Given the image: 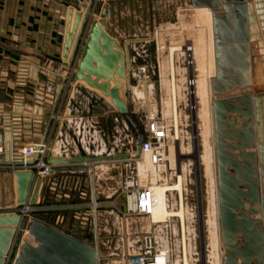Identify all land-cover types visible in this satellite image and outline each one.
Listing matches in <instances>:
<instances>
[{"label":"water","instance_id":"1","mask_svg":"<svg viewBox=\"0 0 264 264\" xmlns=\"http://www.w3.org/2000/svg\"><path fill=\"white\" fill-rule=\"evenodd\" d=\"M76 1L80 10L69 9L64 62L75 50L73 45L90 7L83 0ZM190 4L194 9H207L212 19L215 74L211 78V108L222 264H264V87L258 85L256 72L260 65L257 56L262 55L264 60V0H190ZM110 15L103 6L92 22L75 79L109 97L125 115L135 133L134 156L140 158L145 133L120 97L125 82H130L131 70L118 42L106 32ZM129 157L57 158L51 153L48 161L53 165L51 176L62 180L61 188L67 182L73 187L85 177L93 189L92 164ZM11 173L17 180L18 204H37L43 199V188H54L49 180L36 178L32 172ZM22 230L25 235L13 254ZM5 261L100 264L96 239H82L40 217L27 221L15 214L0 215V264Z\"/></svg>","mask_w":264,"mask_h":264},{"label":"rangeland","instance_id":"2","mask_svg":"<svg viewBox=\"0 0 264 264\" xmlns=\"http://www.w3.org/2000/svg\"><path fill=\"white\" fill-rule=\"evenodd\" d=\"M94 5L93 0L88 10L86 24L94 20L92 11ZM154 32L157 33L155 41L135 45V50L139 51V55L134 65L130 67L131 73L133 71L139 72L140 68H144L148 74L135 78L131 75L129 83L132 84V87L138 89L140 96L136 101H133L136 105L131 107L133 110L135 109L133 117L145 135L150 130L151 118H155L165 126L167 134L165 160L161 162L160 173L149 169L147 162L144 161L140 162L138 173L144 186H152L155 183L174 185L178 183L179 177H183V196L187 212L185 235L190 253L188 257L195 264H212L217 257L223 259L224 256L221 234L219 248L216 250L213 247L214 227L208 223L209 221L213 222L212 175L208 168L209 161H204L202 158L207 148V130L212 132L210 142L215 157L212 108L209 116L203 118L201 112L202 110L205 111L206 105L203 104L202 106L200 98L192 96L189 86L190 78H195L198 83L203 81L205 83V79H209L214 72V57L213 53L211 54L210 52L212 51L210 50L212 44L210 16L208 17L206 11H195L191 4L188 3L187 8L177 13L174 20L171 21V26L164 28V30L157 28ZM188 45H193L194 49L202 46L206 48V56L204 55L206 58L196 54V58L193 59L195 67L193 72L187 61L188 53L183 50ZM171 48H182L174 52L173 59L170 55ZM172 60L176 69L178 139L176 138L175 117L173 115ZM256 72L258 85L264 86V82H262L264 63L257 67ZM210 100L211 104L209 105H212V93ZM114 109L116 113L111 114L107 119L105 118L99 125L103 133L108 135L111 142H114L115 137H123L128 129L133 130L125 115L115 106ZM172 146L177 147L180 151V157L177 160L178 165L175 167H172L170 161V147ZM214 164V178L217 188L216 161ZM120 170L115 168L108 172L109 178L103 184L106 190L105 195L112 196V198L116 196L121 177L119 175ZM14 179L16 177L11 172L0 171V211H11L20 205L18 204L17 180L15 182ZM167 197L169 208L177 209L179 202L178 192H168ZM6 207L8 208L6 209ZM120 208L125 210L123 203H120ZM111 210L108 209L107 211ZM105 211L102 210L100 212ZM117 214L118 210H115L113 215H104L101 218L102 223L100 222V225L97 224L95 226L100 264H116L123 256V250L115 249V244L120 238V227L123 228L125 225L122 219L120 221L116 219ZM126 225L130 226L133 239L142 236L146 231L154 232L158 246L169 249L170 264L183 262V250L186 239H184L183 228L179 218H168L165 222L153 224L150 217L144 216L130 220ZM22 237L23 232L19 235L15 245L18 244ZM211 243L213 244L212 246Z\"/></svg>","mask_w":264,"mask_h":264},{"label":"crops","instance_id":"3","mask_svg":"<svg viewBox=\"0 0 264 264\" xmlns=\"http://www.w3.org/2000/svg\"><path fill=\"white\" fill-rule=\"evenodd\" d=\"M83 1L87 5L93 2ZM188 3L190 0H105L104 4L111 12L107 18L106 32L116 39L131 67L139 55L135 45L155 41L157 33L154 31L157 28L164 30L171 26V21L177 13L187 8ZM71 7H74L75 12L80 10V4L76 0H0V107L10 109L14 104V96L18 93L15 77L19 61L21 59L32 61L35 76L42 86L43 123L41 133H38L37 137L43 136L46 132L56 108L61 88L60 73L64 63V43ZM195 11H206L208 17L210 16L205 9ZM120 97L134 116L135 109L133 110L131 106L136 105L133 101L140 97L138 89L125 82ZM114 113L116 110L109 97L90 87L85 81H77L56 132L52 155L57 158L103 157L118 154L132 156L135 139L133 130L128 129L123 137H115L114 142H111L108 135L103 133L101 126L99 127L105 118ZM109 144L112 146L109 147ZM91 166L94 177L93 189L89 179L85 177L79 182V187L77 184L70 187L67 182L64 188H60L61 178L52 176L54 188L47 190L43 188L41 191L43 197L47 201H52L57 199L58 194H63L78 200L81 190L88 192V200L107 197L103 184L109 178L108 172L115 168L121 169L119 175L122 177V162L101 161ZM14 181L16 182V179ZM4 214L11 215L9 211H0V215ZM106 214L113 215L110 211H98L95 218L93 215L88 217L89 224L100 225L101 218ZM116 219L120 221L121 218L117 215ZM120 228L122 230V227ZM12 244L14 241L9 247V252ZM16 248L17 245L14 246L13 254Z\"/></svg>","mask_w":264,"mask_h":264},{"label":"built area","instance_id":"4","mask_svg":"<svg viewBox=\"0 0 264 264\" xmlns=\"http://www.w3.org/2000/svg\"><path fill=\"white\" fill-rule=\"evenodd\" d=\"M104 1L94 0L95 5L92 10L94 19L99 17L100 10L105 5ZM92 22L84 23L73 54L68 61L63 63L60 73L62 82L56 108L46 132L41 137H37V134L41 133L43 123L42 86L35 76L33 62L27 59L19 61L15 77L18 93L14 96V104L10 109L0 107V171L32 172L36 178L42 177L52 184L53 165L48 158L52 153L53 142L62 122L64 109L72 97L77 82L75 75ZM147 74L144 68H140L139 72H130L133 78ZM151 121L150 130L142 143L141 157L136 158L134 150L132 156L120 160L124 173L114 198L107 196L103 199L88 200V192L81 190L78 200L72 199L69 195L58 194L55 200L47 201L43 197L37 204L30 202L20 204L9 213L18 215L21 219L25 218L27 221L40 217L82 239L93 240L96 239V235L93 226L89 224L88 217L93 213L96 216V213L102 210L112 209L110 211L112 214L118 210L117 215L125 225L115 244V249H121L124 253L116 264H160V256H165V263L170 264L169 249L158 246L154 232L146 231L142 236L133 239L130 226L126 225L130 220L144 216L150 217L152 213L154 194L151 186L142 184L138 173L140 162L144 161V156H152L153 165L160 168L162 167L161 162L165 160L166 128L155 118H151ZM160 171L161 168L158 173ZM61 182L62 180H60V188ZM77 186H80L78 182ZM120 203L124 204L125 210L120 208ZM96 242L98 244V239Z\"/></svg>","mask_w":264,"mask_h":264},{"label":"bare ground","instance_id":"5","mask_svg":"<svg viewBox=\"0 0 264 264\" xmlns=\"http://www.w3.org/2000/svg\"><path fill=\"white\" fill-rule=\"evenodd\" d=\"M201 9V8H200ZM207 10V9H205ZM208 11V10H207ZM209 12V11H208ZM210 13V12H209ZM210 18H211V13H210ZM211 29H212V19H211ZM211 46H210V51L211 54L213 53V57H214V48H213V32H212V37H211ZM256 43V42H255ZM259 44V42H258ZM257 44V45H258ZM181 50L182 48H171V58L173 59L174 57V52L177 50ZM205 49V50H204ZM184 51H186L188 53L187 55V61L189 64L190 69L194 70V61L193 59L196 58V54H200L202 56H204L206 54V48H204L203 46L200 48H196L194 49L193 45H188L186 46L184 49ZM209 52V50H208ZM209 52V53H210ZM206 56V55H205ZM204 56V57H205ZM206 58V57H205ZM257 61L260 64H263L264 60L262 55H258L257 56ZM263 62V63H262ZM171 72L173 73V81L172 82V92H173V115L175 117V130H176V135H177V139L179 138V131H178V111H177V85H176V80H175V73H176V69L175 66L173 64V60H172V66H171ZM203 68V67H202ZM204 69V68H203ZM191 72V73H192ZM215 74V65H214V72L210 75L209 79L206 78L205 79V83L204 81L202 83H198L196 81V79H191L189 80V86L191 88V94L192 96H194L195 98L198 97L200 98L201 104L203 106V104L206 105V109L205 111L202 110L201 115L203 116V118H207L210 114V109H211V78L214 76ZM207 76V74H206ZM192 77V76H191ZM262 82H264V77H262ZM260 86V85H259ZM209 128V127H208ZM212 132L207 130V142H206V152L203 155V159L204 161H209L208 162V168L210 170V174L212 175V202H213V222L209 221L208 223L210 225H212L214 227L213 230V244L215 247L214 249H218L220 246V223H219V216H218V202H217V188H216V183H215V178H214V163H215V157H214V150L213 148H211V139L210 137L212 136L211 134ZM180 157V151L178 150L177 147H170V161H171V165L172 167L177 166L178 165V159ZM144 162H147L148 164V168L151 170H155L158 171L160 168L157 166L153 165V157L152 156H144ZM142 167V166H141ZM182 178L183 177H179V181L177 184L174 185H169V184H154L151 186L153 194H154V202L152 204V209H151V216H150V220L151 223H162L165 222L168 218H179L182 224V228H183V233H184V239H186V206L184 204V196H183V186H182ZM177 191L179 194V202H178V208L177 209H170L169 205H168V197H167V193L168 192H174ZM212 240V238H211ZM211 243V246L213 245ZM219 251V250H218ZM184 259L183 262H175L172 264H195L193 263L188 255L189 253V249L187 246V239L185 241V245H184ZM219 253V252H218ZM165 256H160L159 257V262L160 264H166L165 263ZM204 263V262H203ZM168 264V263H167ZM205 264V263H204ZM212 264H222V259H219L217 257V259L212 262Z\"/></svg>","mask_w":264,"mask_h":264}]
</instances>
